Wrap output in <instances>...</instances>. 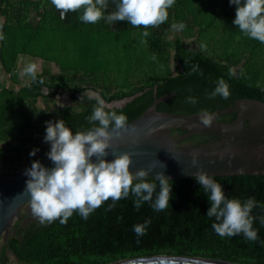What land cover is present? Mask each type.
<instances>
[{"label": "trees", "instance_id": "1", "mask_svg": "<svg viewBox=\"0 0 264 264\" xmlns=\"http://www.w3.org/2000/svg\"><path fill=\"white\" fill-rule=\"evenodd\" d=\"M3 35L10 37L6 33ZM0 42V62L7 71H11L15 64V53L8 44L11 41L5 38ZM173 45L177 74L159 75L141 86L122 89L115 97L103 95L107 101H112L140 92L124 105L110 110L123 113L130 121L139 116L155 97L168 93L173 95L158 103L156 109L175 114L199 113L204 109L212 112L247 98L264 102V85L239 77L228 64L191 50L179 40L175 39ZM196 65L199 71L193 72L192 68ZM43 74L36 72V80L31 78L17 90L0 87L1 142L44 143L50 146L44 140L47 121L63 119L73 134L92 126L88 117L96 101L86 97L82 99L86 92L66 82L46 84ZM220 78L229 85L230 97L227 100L220 96L208 99V94L214 91ZM45 86L50 89L47 94L43 91ZM64 91L77 102L79 108L60 103L53 113L34 106L39 98L51 99L56 93ZM189 96L197 98L198 102L195 105L186 102ZM235 117L236 113L231 112L218 119L228 122ZM178 132L184 134L181 130ZM189 139L198 140L197 145L218 140L209 134L193 135ZM211 177L221 184L228 198H237L242 202L255 198L257 207L252 211L256 218L253 227L258 232L255 241L247 240L243 234L221 237L214 231L212 224L218 221L207 216L211 207L209 194L205 193L195 176H191L169 180L172 184L171 199L163 211H155L152 207L160 190L156 181L153 200L142 203L139 209L134 206L136 198L131 193L128 198L116 201L110 210L113 201L109 199L87 219L74 212L66 224L57 219L38 228L34 226L23 240L13 239L10 248L21 261L34 264H99L103 260H118L126 255H151L162 251L178 256L202 255L238 264H264V224L260 222V218L264 217V175ZM146 220L151 223L145 234L138 236L133 227Z\"/></svg>", "mask_w": 264, "mask_h": 264}, {"label": "rangeland", "instance_id": "2", "mask_svg": "<svg viewBox=\"0 0 264 264\" xmlns=\"http://www.w3.org/2000/svg\"><path fill=\"white\" fill-rule=\"evenodd\" d=\"M117 1L108 0L106 15L116 10ZM235 13L236 6L227 0H175L165 24L144 29L135 28L127 21L84 23L79 19L82 10L69 12L62 20L51 0H0V32L10 35L4 37L9 38L11 43L8 44L15 53L11 71L0 62V85L17 90L31 80L24 69L29 63H35L37 73L44 72L42 79L48 85L66 82L86 93H98L106 102H118L122 98L107 101L103 95L115 97L120 90L141 86L159 75L177 74L173 60L175 39L191 50L228 64L239 77L264 85V43L250 39L233 25ZM174 23H183L185 28L173 30ZM145 30L150 32L148 37L142 36ZM153 54H156L155 61ZM49 90L43 87L46 94ZM60 103L80 107L65 91L51 99L39 98L34 106L54 113ZM33 149L39 151L30 156ZM49 151L50 146L44 143L0 141V172L8 175L13 168L26 169L33 161L46 157ZM27 206L30 203L22 208ZM10 228L0 237V250ZM153 256L185 255L162 251L126 255L99 264ZM194 257L214 259L202 255ZM0 264L34 263L19 261L10 252L7 260H0Z\"/></svg>", "mask_w": 264, "mask_h": 264}, {"label": "clouds", "instance_id": "3", "mask_svg": "<svg viewBox=\"0 0 264 264\" xmlns=\"http://www.w3.org/2000/svg\"><path fill=\"white\" fill-rule=\"evenodd\" d=\"M51 4L60 12L62 20L69 12L82 10L79 19L84 23L127 21L135 28L149 29L158 28L168 21L169 9L174 6L175 0H118L116 10L107 15L108 0H51ZM230 4L236 6L233 25L250 39L264 43V0H230ZM171 28L182 31L185 25L174 23ZM149 35L147 30L142 32L143 37ZM4 39L0 32V40ZM152 59L156 60V54L152 55ZM192 71L198 72V65L193 66ZM24 72L36 80L37 65L29 63ZM200 74L203 75L202 72ZM217 96L225 100L230 97L229 85L223 78L216 81V87L208 94V99ZM85 97L96 101L88 117L92 125L90 128L77 130L73 134L63 119L46 122L44 140L50 144L47 157L54 167L49 169L37 160L25 170V175L29 177L25 192L30 194L32 214L41 223L59 219L61 224H66L74 212L87 219L109 199L113 201L110 210L116 201L128 198L130 193L136 198L134 206L139 209L142 203L153 200L156 181L160 190L152 207L155 211L165 210L171 199L172 184L162 172L157 173L155 180L150 179L148 170L141 169L133 173L130 171L132 157L128 153L115 156L111 162L106 159L111 142L121 139L123 132L128 129L127 116L110 110V106L97 93H83L82 99ZM186 102L195 105L198 99L189 96ZM199 117L205 127L212 126V113L204 109L199 112ZM38 151L33 149L30 156H35ZM195 179L209 194L211 207L207 216L218 221L212 224L214 231L221 237L243 234L247 240L255 241L258 236L253 227L256 218L252 215L253 209L257 207L255 198L243 202L228 198L221 184L205 172H198ZM260 222L264 224V217L260 218ZM150 223L146 220L143 224L135 225L133 230L138 236L144 235Z\"/></svg>", "mask_w": 264, "mask_h": 264}, {"label": "water", "instance_id": "4", "mask_svg": "<svg viewBox=\"0 0 264 264\" xmlns=\"http://www.w3.org/2000/svg\"><path fill=\"white\" fill-rule=\"evenodd\" d=\"M98 94V93H97ZM140 92L120 99L118 108ZM173 93L155 97L152 103L136 118L128 121V129L121 139L113 140L106 159L111 162L115 156L128 153L132 157L130 171L133 173L144 169L149 177H156L162 172L168 180L175 181L196 176L205 172L209 176H247L264 175V102L247 98L237 100L231 106L218 108L210 113L214 119L211 127L200 122L199 113L175 114L157 110L161 101ZM235 112L231 121L218 118ZM247 124V126L245 125ZM133 129L135 131H133ZM171 129L184 132L179 137L172 136ZM111 132L112 129L110 128ZM212 135L218 140L203 142L198 145L179 146L193 135ZM196 165L193 166V158ZM39 162L51 169L54 167L48 157ZM95 162V157H93ZM29 166L26 169H29ZM25 169V170H26ZM25 170L17 174H0V237L19 217L22 207L29 203L30 194L25 192ZM113 264H235L219 259H205L194 256L184 257H146L122 260Z\"/></svg>", "mask_w": 264, "mask_h": 264}, {"label": "flooded vegetation", "instance_id": "5", "mask_svg": "<svg viewBox=\"0 0 264 264\" xmlns=\"http://www.w3.org/2000/svg\"><path fill=\"white\" fill-rule=\"evenodd\" d=\"M171 133L172 136L175 137H179L183 135L180 134L178 130H173V129H171ZM189 138L184 140V142L180 143L179 146L197 145V143L199 142L196 139H189ZM43 224L44 223H41L40 220L32 214L30 206L22 208L19 217L10 225L11 228L5 237L4 246L0 250V260L5 261L9 257L10 252L14 253V251L10 248L11 241L13 239H18L21 241L27 236V232L31 230L34 226L38 228ZM14 254L16 255V253ZM18 260L21 261L19 258Z\"/></svg>", "mask_w": 264, "mask_h": 264}, {"label": "built area", "instance_id": "6", "mask_svg": "<svg viewBox=\"0 0 264 264\" xmlns=\"http://www.w3.org/2000/svg\"><path fill=\"white\" fill-rule=\"evenodd\" d=\"M78 98V97H77ZM63 104V103H62ZM70 104V103H69ZM23 170H25V169H21V168H13L12 170H10L9 172H8V174H17V173H19V172H21V171H23ZM0 174H1V172H0Z\"/></svg>", "mask_w": 264, "mask_h": 264}, {"label": "bare ground", "instance_id": "7", "mask_svg": "<svg viewBox=\"0 0 264 264\" xmlns=\"http://www.w3.org/2000/svg\"><path fill=\"white\" fill-rule=\"evenodd\" d=\"M109 105H110V106H111V105H118V103H115V102L112 103V104L109 103ZM155 257H161V256H155Z\"/></svg>", "mask_w": 264, "mask_h": 264}, {"label": "crops", "instance_id": "8", "mask_svg": "<svg viewBox=\"0 0 264 264\" xmlns=\"http://www.w3.org/2000/svg\"><path fill=\"white\" fill-rule=\"evenodd\" d=\"M2 85H0V87H1ZM2 142H6V141H2Z\"/></svg>", "mask_w": 264, "mask_h": 264}]
</instances>
